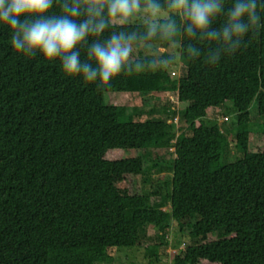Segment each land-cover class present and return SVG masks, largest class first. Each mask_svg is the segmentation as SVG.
Listing matches in <instances>:
<instances>
[{
  "label": "trees",
  "instance_id": "obj_1",
  "mask_svg": "<svg viewBox=\"0 0 264 264\" xmlns=\"http://www.w3.org/2000/svg\"><path fill=\"white\" fill-rule=\"evenodd\" d=\"M170 2L152 0L169 13L152 35V24H112L106 3L101 17L107 27L72 51L98 68L89 49L113 36L122 34L130 45L177 44L184 66L177 78L167 67L172 56L163 52L124 61L106 83L99 75L88 82L83 74L64 73L61 57L17 52L13 32L0 25V264H110L113 250L147 249L153 238L167 245L173 222L189 244L172 255V264H264V0H216L221 10L206 28L191 31L190 21L169 10ZM248 2L255 4L256 19L245 14L240 19L247 31L225 39L230 10ZM65 4L74 0H53L45 18L64 15ZM140 5L146 9L147 0ZM79 7L81 15L71 17L77 24L88 19L87 6ZM168 24L174 31L165 30ZM212 31L219 35L210 37ZM106 92L175 93L185 103L177 111L185 130L172 128L168 120L176 111L166 105L159 110L165 119L137 120L132 108L105 103ZM254 101L263 148L252 152ZM227 102L235 118L225 130L205 120ZM229 136L239 157L223 162ZM169 147V188L132 192L127 177L141 175L144 164L130 152ZM114 150L128 153L105 156ZM211 233L218 237L208 240ZM157 247L149 248L156 257Z\"/></svg>",
  "mask_w": 264,
  "mask_h": 264
},
{
  "label": "clouds",
  "instance_id": "obj_2",
  "mask_svg": "<svg viewBox=\"0 0 264 264\" xmlns=\"http://www.w3.org/2000/svg\"><path fill=\"white\" fill-rule=\"evenodd\" d=\"M106 3L109 19H119L121 22L141 9L140 0H74L73 6L63 5L64 15L45 18L44 14L52 7L53 0H0V25H6L13 32L11 43L17 52L27 50L34 53L38 50L47 60L61 57L64 73L70 76L83 74L88 82L99 75L101 81L106 83L119 73L131 51L130 42L122 34L111 37L106 45L94 44L89 49V58L95 59L98 68L82 64L79 54L72 51L86 36L98 35L107 27L101 17ZM80 4L87 6L88 19L77 24L71 17L81 15ZM168 7L190 21L188 31L192 26L206 28L210 17L221 10L216 0H171ZM146 10L156 16L160 12V5L147 0ZM254 10V3H237L229 12L231 23L223 29V37L229 39L232 35L240 36L246 32L248 26L240 18L248 14L251 20H255ZM31 16L40 18L29 20L27 17ZM96 17H100L99 22H95ZM155 30L156 26L150 25L149 35L154 34ZM165 30L174 31V26L168 24ZM218 35L215 31L209 33L210 37Z\"/></svg>",
  "mask_w": 264,
  "mask_h": 264
},
{
  "label": "rangeland",
  "instance_id": "obj_3",
  "mask_svg": "<svg viewBox=\"0 0 264 264\" xmlns=\"http://www.w3.org/2000/svg\"><path fill=\"white\" fill-rule=\"evenodd\" d=\"M168 14L169 13L166 10H160L156 16H152L146 9H140L139 12H134L124 22H121L119 19H111V23L117 25L132 23L157 24L161 19L166 18ZM163 52H167L172 56L171 63H167L168 71L171 76L175 78L180 77L184 73V66L179 59L177 44H172L167 48H164L161 45H131V51L125 61L132 60L142 55L159 57ZM104 101L107 104L125 105L132 108V114L137 120H144L149 117L165 119L166 117L159 110L164 107H169L170 109H174L176 111L174 117L168 120V122L172 121L175 124L171 125L172 128L179 132L185 130L186 125L177 114L178 110L184 108L185 103L177 100L175 93H170L169 95L151 94L143 97L140 94L131 92H106L104 94ZM152 107L155 111L149 112ZM229 107H232L231 102H227L224 107L218 111L208 112L205 120L209 123H219L225 130V127L231 124L235 118L233 111L228 109ZM250 120L251 126L248 150L252 152L260 151L263 148V119L257 113V103L255 101L250 107ZM196 124L198 125L199 121H196ZM185 132L189 133L188 130ZM234 146V142L231 140V136H229V153H227L226 149V154L224 153V157H222L223 162H232L239 157V151L235 149ZM173 150L174 149L172 147L162 149L132 150L130 153L133 156L138 155L142 157L144 172L138 176L127 177V183L130 190L134 193L143 194L154 189H160L164 193L169 188V183L171 181L172 172L168 168L171 166L174 158ZM127 153V151L114 150L108 151L105 156L110 159H116ZM148 232L150 236H154L153 229H149ZM217 237L216 233H211L208 235V240H214ZM165 239L168 240L167 245L160 244V240L157 238L147 241L149 248L153 244H159V247H157V257L151 255V250L149 248L146 249L145 245L130 248L122 247L112 251L114 254V261L110 264H172V255L177 252V250L182 249L189 244V241H186L182 237L175 222L172 223L170 232L167 234Z\"/></svg>",
  "mask_w": 264,
  "mask_h": 264
},
{
  "label": "built area",
  "instance_id": "obj_4",
  "mask_svg": "<svg viewBox=\"0 0 264 264\" xmlns=\"http://www.w3.org/2000/svg\"><path fill=\"white\" fill-rule=\"evenodd\" d=\"M227 119V118H226Z\"/></svg>",
  "mask_w": 264,
  "mask_h": 264
}]
</instances>
